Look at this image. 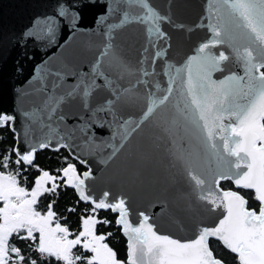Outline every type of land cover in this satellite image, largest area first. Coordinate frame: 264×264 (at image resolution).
Returning a JSON list of instances; mask_svg holds the SVG:
<instances>
[{
  "label": "snow or ice",
  "instance_id": "snow-or-ice-1",
  "mask_svg": "<svg viewBox=\"0 0 264 264\" xmlns=\"http://www.w3.org/2000/svg\"><path fill=\"white\" fill-rule=\"evenodd\" d=\"M97 7L92 23L100 45L88 70H51L42 61L34 70L40 75L26 81L41 82L39 108L0 111V128L13 135V145L0 150V264H227L217 248L232 254L234 264H264V0H206L200 24L193 21L188 31L206 20L207 34L182 62L169 56V29L186 25L174 19L172 4L161 8L151 0H55L52 14L36 15L17 43L53 44L61 27L73 34L83 30L86 10ZM133 22L144 26L146 36L130 60L117 36ZM14 91L18 100L23 93ZM133 96L144 100L135 118L124 112ZM168 105L175 109L171 124L182 122L215 161L208 172L197 171L192 154L167 147L168 127L153 142L184 169L190 191L176 213L182 232L162 231L157 213L133 209L123 191L105 188L97 194L92 184L104 169H94L73 147L77 141L109 147L99 161L107 167L156 110ZM36 111L58 137L55 142L48 135L31 136L27 122ZM17 113L25 122L19 129ZM61 148L71 160L61 157L55 171L35 162L38 151ZM29 169L35 173L31 178ZM62 189L75 195L64 210L79 208L75 229L55 210ZM101 211L115 216L126 239L124 259L107 242L112 233L97 230L112 223Z\"/></svg>",
  "mask_w": 264,
  "mask_h": 264
},
{
  "label": "water",
  "instance_id": "water-1",
  "mask_svg": "<svg viewBox=\"0 0 264 264\" xmlns=\"http://www.w3.org/2000/svg\"><path fill=\"white\" fill-rule=\"evenodd\" d=\"M151 2L161 8H167L168 4H172L174 19L186 25L184 30L169 29L172 35L169 56L174 62H182L185 54H192L189 50L207 34L206 20L200 27L188 31L193 21L200 24L198 17L202 15V6L206 0H151ZM54 4L55 0H0V111L11 113L14 109L39 108L41 93L37 90L41 87V82L39 79L31 80L30 83L26 81L33 75H40L34 70L42 61H46L47 67L51 70L87 71L89 62L98 55L100 37L92 23L94 14L100 11L98 7L86 10L81 20L83 30L73 34L67 27H61L53 44H49L47 40L34 39L17 43L22 29L29 26L36 15L52 14ZM145 36L144 26L134 22L118 31L117 43L122 54L134 60ZM230 66L226 64V67ZM232 70L240 71L238 67H233ZM50 81L51 78L48 81L49 89ZM72 82V77L68 76L67 83ZM16 88H20L23 93L18 100L14 91ZM143 107V98L133 96L131 103L125 106L124 112L135 118ZM73 110L78 111V106H73ZM174 112L172 105L156 110L151 119L131 136L124 150L107 167L100 165L99 161L111 151L109 147L97 149L84 145L82 141L73 144L94 169L96 167L104 169L103 175L97 173V180L92 184L97 194L105 188H111L113 192L123 191L131 197L133 209L148 208L155 211L157 223L165 232L183 231L176 213L185 207L190 189L185 182L181 163L175 161L173 166L167 151L154 149L155 138L163 134L164 127H168L170 134L165 136V140L169 149L185 155L192 154L196 158L197 171L206 173L215 167V161L205 155L202 143L185 131L182 122L175 126L171 124ZM24 123L17 113L16 127L19 129ZM27 123L30 125V134L35 139L48 135L55 142L58 138L55 133H50L49 127L44 126L48 121L39 111H36ZM51 127L54 128L55 125L52 124ZM58 131L62 132L63 129ZM137 171L140 174L138 178L135 175ZM132 218L135 219V215Z\"/></svg>",
  "mask_w": 264,
  "mask_h": 264
},
{
  "label": "trees",
  "instance_id": "trees-1",
  "mask_svg": "<svg viewBox=\"0 0 264 264\" xmlns=\"http://www.w3.org/2000/svg\"><path fill=\"white\" fill-rule=\"evenodd\" d=\"M13 145V135L8 128H0V150H3L5 147H10ZM63 156H69L67 149L61 148L59 152L53 150H40L36 154L35 162L43 168H47L49 170L55 171L57 167L60 166V158ZM71 160V157L69 156ZM81 171L83 170L82 166H79ZM34 170L29 169L27 175L31 178L34 175ZM224 186H227L226 184ZM75 202V195L72 190H61L59 199L56 202L55 210L59 212H64V215L68 217L67 222L71 225L73 229L77 227V215L79 213V208L77 209V213H68L64 210L73 205ZM85 207L82 203L80 208ZM101 218L107 217L110 221H112L109 225H98V232L112 233L111 236L108 237L107 242L112 246L119 254L120 258H125L126 253V239L121 234L119 228L115 224V216L110 211H101L99 213ZM216 254L218 256H222L227 264H234V258L232 254H230L227 250H222L221 248L216 249Z\"/></svg>",
  "mask_w": 264,
  "mask_h": 264
}]
</instances>
